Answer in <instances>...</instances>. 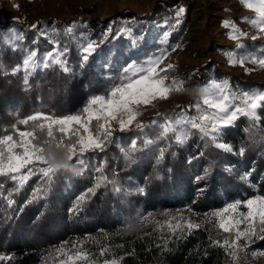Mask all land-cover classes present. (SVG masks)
<instances>
[{"label": "trees", "instance_id": "16d2710c", "mask_svg": "<svg viewBox=\"0 0 264 264\" xmlns=\"http://www.w3.org/2000/svg\"><path fill=\"white\" fill-rule=\"evenodd\" d=\"M193 2L167 0L165 5L176 11ZM127 13L131 11L116 13L112 32L86 62L76 41L79 33L61 36L58 43L66 50L62 58L70 71L57 65L38 68L27 84L24 71L14 72L26 56L24 47L45 54L55 50L54 42L42 39L36 44V28L26 26L19 48L0 43V136L14 135L13 126L30 130L33 122L25 126L19 120L37 112L54 117L81 113L92 96L118 79L120 69L155 55L160 47L156 40L132 45L120 35L117 20ZM215 19L210 15L209 27ZM19 24L4 23L0 36ZM253 48L264 54V40ZM218 70L244 90H264V82ZM258 114V119L242 118L222 128L230 151L197 129L182 143L174 134L158 139L162 128L149 124L143 131H114V145L87 153L83 166L69 162L51 179L38 169L21 186L0 176V256L6 258L1 264H68L70 258L74 264H226L221 245L233 241V232L225 233L212 219L202 218L236 199L264 197V107ZM165 115L173 112L161 111L147 120L163 121ZM161 148L165 151L159 158ZM98 165L108 180L99 187ZM178 210L197 216L198 228L183 236L165 233L157 217ZM262 227L256 226L254 245L259 249H264ZM78 253L86 256L77 258Z\"/></svg>", "mask_w": 264, "mask_h": 264}, {"label": "rangeland", "instance_id": "374dc122", "mask_svg": "<svg viewBox=\"0 0 264 264\" xmlns=\"http://www.w3.org/2000/svg\"><path fill=\"white\" fill-rule=\"evenodd\" d=\"M166 1L0 0V26L6 22H18L20 23L19 25H22H12L9 29L2 31L6 45L13 49L19 48L20 44L24 41V36L27 32L26 26L33 27V25L36 26L35 28L38 33L36 44H39L42 39H46L49 42H54L55 50H61L58 43L59 38L63 35L72 36L78 32L79 36L76 38V41L79 49H81L89 41L95 42L96 45L103 43L113 30L116 13L126 9L130 10L131 13H127L124 18L117 20L120 35H124L132 45H136L137 41L152 43L153 40H156L160 44L159 50L155 55L147 57L141 63L149 58L165 54L159 67L166 68L168 65L172 66L171 69L162 73L166 76L165 82L171 84L173 81H181L182 90H173L168 94L166 99H155L147 106H140L138 108L140 115L132 126L125 131L134 129L143 131L149 124L162 128L166 121H175L180 113L184 117H198L200 110L197 108V105L200 108L205 107L202 101L205 98L207 90L214 84L226 85L233 95L249 91L241 88L239 84L232 83L229 77L219 72L218 68L238 79H251L257 82H264V67L249 62L247 59L242 65L230 62L238 60L241 57H264L260 48L259 50L253 48L257 41L264 40V35L251 23L245 22L247 18L257 16V12L249 10L242 3V0H193L194 2L190 6L182 4L176 11L166 8ZM16 5H18V8L15 7ZM181 9H183V13L178 16L177 13ZM210 15L216 18L211 27L208 25ZM225 22H229L238 33L245 35L239 39H230L232 27L226 26ZM165 32L168 33L166 40L163 35ZM17 33L22 35V39L14 41L15 46H12L7 42V35L12 34L15 36ZM252 37L257 38L253 39ZM240 45L244 47H238ZM24 49L27 55L30 51L26 50L25 47ZM33 51L37 52V60L43 59L47 53H50L39 54L37 49ZM251 91L260 90L252 89ZM165 110L173 112V115H165L162 117L164 120L159 122L147 120ZM208 111H212V109L209 108ZM258 112L259 109H257V115H259ZM242 118L248 117L241 115L233 123ZM138 124L145 126L141 130L137 127ZM112 128L114 129L112 138L105 149L115 144L114 131H120L119 126L115 122H113ZM184 128L188 132L192 130L190 125L187 124L184 125ZM178 132L179 130H177V133L170 134L177 135ZM219 132L213 135L215 136ZM207 137L215 145L223 144L219 138L215 137V140H213L211 136ZM14 138L20 139L16 133L14 134ZM68 163L69 161H66L60 154H57L56 162L50 163L48 166L52 167L55 171L59 168L67 167ZM39 167H44V165H40ZM28 171L29 169L25 168L22 169L21 173H17L16 175L17 177L27 175ZM30 177L31 175L27 179ZM13 181L20 186L25 183V181L21 183L19 179ZM257 197L264 198L256 195L246 200H238L239 206L236 211L225 213V216L243 219V216H246L249 212L246 202ZM236 201L225 204L223 208L215 212L222 211L228 205L237 203ZM215 212L208 217H203L202 221L209 218L218 225L219 217L214 215ZM156 221L158 223L161 221L162 224L160 226L163 231L173 236H183L198 228H189V224L198 226V217L183 210L168 212L158 216ZM258 223H260V219L257 215L253 225L255 230ZM247 227V220L239 225L241 231ZM232 232L234 236L233 241H236L235 229ZM257 239V235H254L250 240L241 237L239 241H236L240 245L237 251L238 259L229 255L232 249H228L223 242L221 246L228 257L226 264H264V249L256 248L257 246L254 245ZM226 240L229 243L233 242L229 239ZM2 262L3 260H0V264ZM116 263V261H111L108 264ZM68 264H74L72 258H70Z\"/></svg>", "mask_w": 264, "mask_h": 264}, {"label": "snow or ice", "instance_id": "6c2138e0", "mask_svg": "<svg viewBox=\"0 0 264 264\" xmlns=\"http://www.w3.org/2000/svg\"><path fill=\"white\" fill-rule=\"evenodd\" d=\"M249 10L258 13L257 16L247 18L245 22L251 23L258 31L264 35V0H242ZM15 7L18 8V5ZM183 9L179 10L178 16L182 15ZM226 26L232 27L229 22H225ZM33 27H36L33 25ZM166 40L168 33L165 32ZM245 34L238 33L232 27L230 39H239ZM256 39L257 37H252ZM22 39V35H7V42L14 45V41ZM5 42V37L0 36V43ZM97 47L96 43L89 41L80 49L81 59L86 62ZM238 47H244L240 45ZM66 51V50H65ZM65 51L59 49L54 52L47 53L43 59L37 60V52L30 51L24 57L22 64L17 66L14 72L24 71L25 84L28 83V76L37 68L47 69L54 65H59L63 71L68 72L70 69L66 66V60L62 59ZM165 54L149 58L141 64L129 62L120 69V75L117 80L104 87L101 94L92 96L82 108L81 113L67 115L63 117H54L45 113H34L26 118L20 119L19 124L29 125L30 130H20L13 126V131L18 134L20 139L14 138L13 134L0 136V176H6L12 180L19 179L21 183L25 181L29 175H32L38 168L39 172L51 179L54 169L48 166L55 163L57 154H60L66 161L76 160L81 166L85 165V155L89 152L104 151L108 142L112 138V124L115 122L119 126L121 132L132 126L134 121L140 115L138 108L147 106L155 99H166L168 94L173 90H182L181 81H173L171 84L166 83L165 73L171 69V65L166 68H160V64ZM264 67V57H241L238 60L230 61L233 64H243L245 60ZM112 79L111 76L107 77ZM204 108L200 110L198 117H184L182 113L178 114L175 121H166L161 129L158 139H166L170 133H177L174 139L177 143H182L188 138V130L184 125H190L191 129H197L202 136H211L215 140L214 133L220 131L222 127H227L243 115L250 119H258L257 109L264 107V90L245 91L233 95L226 85L214 84L209 88L202 101ZM212 111H208V109ZM95 122V128H93ZM145 125L138 124L141 130ZM59 133L57 136L56 133ZM146 143L151 144L154 141L148 140ZM219 148L230 151L231 149L224 144H217ZM131 150H136L135 141L132 142ZM165 149L159 150V158L163 157ZM241 154L244 149L241 148ZM44 165V167H39ZM31 166V167H30ZM29 169L27 175L17 177V173H21L22 169ZM101 173L97 177V187L101 182H108L107 177L102 173V165H98L95 169ZM89 191H93L90 189ZM142 191V190H141ZM83 199V197H81ZM239 206V202L233 203L225 207L222 211L214 213L219 217L218 227L225 233H231L235 229L236 241L241 237L251 239L256 235L254 228L255 218L258 215L260 223L264 224V198L257 197L246 202L249 212L243 219H235L232 216H225V213L235 212ZM248 221V227L241 231L239 225ZM198 227L189 224V228ZM264 232V228L261 229ZM264 239V236L260 237ZM233 241L225 240L224 244L228 249H232L229 255L238 259L237 251L240 245ZM215 243H219L218 241ZM86 254H77V258H84ZM6 259L0 256V260Z\"/></svg>", "mask_w": 264, "mask_h": 264}, {"label": "built area", "instance_id": "2783aa9c", "mask_svg": "<svg viewBox=\"0 0 264 264\" xmlns=\"http://www.w3.org/2000/svg\"><path fill=\"white\" fill-rule=\"evenodd\" d=\"M215 137L221 139L222 142H223V144L226 145V146H228V144H226L225 140H224L223 137L221 136L220 132H219L217 135H215ZM224 150H225V149H224ZM247 178H248V176H247ZM236 200H237L236 202H238V200H242V199H236Z\"/></svg>", "mask_w": 264, "mask_h": 264}]
</instances>
